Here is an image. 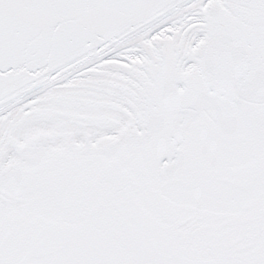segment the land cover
<instances>
[{"label": "snow or ice", "instance_id": "1", "mask_svg": "<svg viewBox=\"0 0 264 264\" xmlns=\"http://www.w3.org/2000/svg\"><path fill=\"white\" fill-rule=\"evenodd\" d=\"M0 264H264V0H0Z\"/></svg>", "mask_w": 264, "mask_h": 264}]
</instances>
